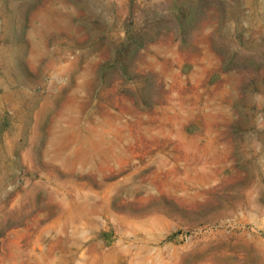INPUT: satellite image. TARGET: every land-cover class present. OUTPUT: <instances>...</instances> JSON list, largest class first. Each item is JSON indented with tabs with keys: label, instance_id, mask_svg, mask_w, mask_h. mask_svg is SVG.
Instances as JSON below:
<instances>
[{
	"label": "rangeland",
	"instance_id": "374dc122",
	"mask_svg": "<svg viewBox=\"0 0 264 264\" xmlns=\"http://www.w3.org/2000/svg\"><path fill=\"white\" fill-rule=\"evenodd\" d=\"M0 264H264V0H0Z\"/></svg>",
	"mask_w": 264,
	"mask_h": 264
}]
</instances>
